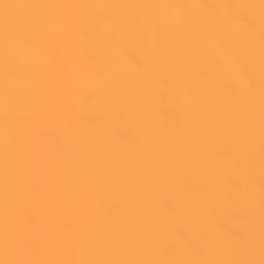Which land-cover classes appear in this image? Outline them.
I'll use <instances>...</instances> for the list:
<instances>
[{
  "label": "bare ground",
  "instance_id": "bare-ground-1",
  "mask_svg": "<svg viewBox=\"0 0 264 264\" xmlns=\"http://www.w3.org/2000/svg\"><path fill=\"white\" fill-rule=\"evenodd\" d=\"M0 264H264V0H0Z\"/></svg>",
  "mask_w": 264,
  "mask_h": 264
}]
</instances>
